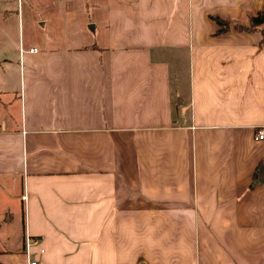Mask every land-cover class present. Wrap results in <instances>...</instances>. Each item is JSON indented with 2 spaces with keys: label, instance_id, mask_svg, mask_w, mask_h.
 <instances>
[{
  "label": "crops",
  "instance_id": "crops-1",
  "mask_svg": "<svg viewBox=\"0 0 264 264\" xmlns=\"http://www.w3.org/2000/svg\"><path fill=\"white\" fill-rule=\"evenodd\" d=\"M10 1L0 264H264V0Z\"/></svg>",
  "mask_w": 264,
  "mask_h": 264
},
{
  "label": "rangeland",
  "instance_id": "rangeland-1",
  "mask_svg": "<svg viewBox=\"0 0 264 264\" xmlns=\"http://www.w3.org/2000/svg\"><path fill=\"white\" fill-rule=\"evenodd\" d=\"M12 3V5H16V2L20 3V6L17 8V14L15 16V8L13 9L11 7V10L9 11V18L13 19V21L16 20V18H19V22H13V29L18 33L21 34L23 33V35H26V30L27 29H36L38 30V32H40L39 36H44L47 33V29L46 28H42V26H40L37 22L41 21V19L43 18V16L46 15L47 12H52L53 8H50L46 11H42L39 7L40 3H43L44 0H11L10 1ZM33 5V9L35 10H31L30 12L27 10V7ZM55 9V8H54ZM57 11V9H56ZM38 13V16L35 14ZM54 17L57 16L56 12L53 14ZM21 32V33H20ZM48 42H51L52 44H58L59 40L56 41H47L45 42V40H43L44 44H47ZM12 56V55H10ZM12 61V58H7V60L4 61L5 64H2V67L4 66V72L6 73H10L8 68L11 69L13 68V64L10 63ZM10 76V75H9ZM11 82H14V79L12 78Z\"/></svg>",
  "mask_w": 264,
  "mask_h": 264
},
{
  "label": "built area",
  "instance_id": "built-area-1",
  "mask_svg": "<svg viewBox=\"0 0 264 264\" xmlns=\"http://www.w3.org/2000/svg\"><path fill=\"white\" fill-rule=\"evenodd\" d=\"M29 51H35V48H32L30 49ZM263 137V130L262 129H258L254 135V139H262ZM35 241L34 240H31V239H26L25 241V255H26V258L28 260V264H35V262L32 260V258H30V255L28 254L27 252V249H28V246L30 244H33ZM41 252V251H40Z\"/></svg>",
  "mask_w": 264,
  "mask_h": 264
},
{
  "label": "trees",
  "instance_id": "trees-1",
  "mask_svg": "<svg viewBox=\"0 0 264 264\" xmlns=\"http://www.w3.org/2000/svg\"><path fill=\"white\" fill-rule=\"evenodd\" d=\"M264 16L260 15V14H256L254 16H252L249 20V24L250 26L253 27V25H257L260 24L261 22H263ZM264 36V35H263ZM260 44L264 43V39L262 38V40H260Z\"/></svg>",
  "mask_w": 264,
  "mask_h": 264
}]
</instances>
